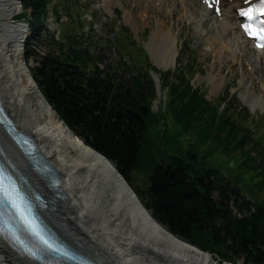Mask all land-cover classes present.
Segmentation results:
<instances>
[{
  "label": "trees",
  "instance_id": "obj_1",
  "mask_svg": "<svg viewBox=\"0 0 264 264\" xmlns=\"http://www.w3.org/2000/svg\"><path fill=\"white\" fill-rule=\"evenodd\" d=\"M51 2L23 1L18 19L30 22L37 39ZM71 26L63 27L66 43H55L32 70L59 119L116 166L171 233L221 263L264 264V140L250 114L236 98L211 103L194 89V65L160 73L168 103L166 112L155 114L147 55L128 47V77L126 70H102L103 56L79 42ZM35 56L27 45L26 60ZM170 116L174 129L162 131L161 121ZM231 161L236 166L229 170Z\"/></svg>",
  "mask_w": 264,
  "mask_h": 264
},
{
  "label": "bare ground",
  "instance_id": "obj_2",
  "mask_svg": "<svg viewBox=\"0 0 264 264\" xmlns=\"http://www.w3.org/2000/svg\"><path fill=\"white\" fill-rule=\"evenodd\" d=\"M19 1L0 0V100L17 130L34 140L40 154L58 173V188L52 187L35 170L1 124L0 151L18 175L27 180L33 193L52 198L53 209L45 198L50 209L46 220L51 227L70 247L95 264H221L157 223L129 194L115 166L59 121L31 81L29 66L23 65L22 49L28 33L13 22L21 10ZM111 1L115 2L104 1L109 11ZM145 1L152 2L160 14L147 46L162 69L168 71L174 67L179 55L174 28L166 27L181 21L195 26L199 32H213L217 28L229 37L223 42V35L215 36L211 46L218 51L220 59L226 60V65H235L242 71V83L258 81L256 76H264V52L253 50L236 20V10L244 0H232V3L227 0L220 23L213 21L201 0ZM126 12L131 19L130 12ZM211 22L212 27L206 30L204 26ZM213 83L215 92L224 82ZM263 94L264 90L262 99ZM249 101L255 110L259 100ZM0 264L31 263L0 240Z\"/></svg>",
  "mask_w": 264,
  "mask_h": 264
},
{
  "label": "rangeland",
  "instance_id": "obj_3",
  "mask_svg": "<svg viewBox=\"0 0 264 264\" xmlns=\"http://www.w3.org/2000/svg\"><path fill=\"white\" fill-rule=\"evenodd\" d=\"M61 2H65L69 6L66 13H59L61 22L67 23V17H70L68 14L72 15V21H79V23L81 22L82 33L77 34L78 40L84 42L86 45L91 44L93 48H97L98 53L103 56V64L101 65L103 67H110L113 70H117L118 72H120V70H127L129 68V61L127 62V65L124 66V68H121L120 65L122 60H124L123 62L128 60V56H126L121 50L122 45L120 44L118 35V33L121 32V29L126 32L128 37H130L133 41H136L139 47L146 49L148 48L147 45L152 34L156 30V27L159 23L158 21H160V14L156 12L157 10L154 7V4L145 0H119L117 4L116 0L115 2L111 1L110 3L112 11H110L119 15V17L114 16L115 19L113 21L109 19V15H107L108 11L101 9L103 0H57L54 5L57 6L58 10H63V6L60 5ZM77 2H80V4ZM74 3H76V6L72 7ZM19 5L21 6L20 1ZM50 10H52V8H50ZM146 10L147 14L145 12ZM126 11L130 12L132 15L131 19L127 18L128 13ZM21 12L22 9L17 13V15H15L14 18L19 16ZM52 15V13L49 14L46 28L53 36L59 33V28L55 20L57 17L55 18ZM214 20L215 19H213V21ZM171 23L170 25L168 24L169 26L166 28H174L173 37H178L179 55L177 57L178 61L176 62L175 66L168 71H175L187 63L191 64L192 59L195 57L197 59L196 61L198 62V68H200L199 64L201 65L202 73L196 76L192 84L195 88L202 89V91L206 93V97L209 101L214 102L223 94L231 93L239 99L242 106L247 108L254 118L257 119V116H263V74L260 77L256 76L258 81L253 80L251 81L252 83H242V71H240L235 65H226V60L220 59L218 56V51L212 49L211 42L213 38L215 39V36L223 35V42H227L229 37H227L226 34L221 33L217 28H215L213 32L203 33L197 31L195 26L187 25L185 22L180 21V23L178 22L177 24L174 22ZM212 24L213 22L207 23L204 28L207 30L212 27ZM54 38L59 42L62 41L61 37L57 38L56 36ZM124 39L128 40L127 38ZM51 51L52 44L49 37L42 39L40 43L37 42V56L35 59L30 60L27 63L29 68H35L38 65L40 57L51 53ZM151 55L150 59L152 64H156V66H158L157 63L159 62L154 59L153 55ZM181 60L182 62L180 63ZM258 61L260 60L258 59ZM127 71L122 74L124 78L129 76ZM252 77H254V75ZM218 80H222L224 83L218 90L213 92V82ZM161 97L164 99V96L161 95ZM162 99H158L161 102L160 106L163 104ZM248 100H259V105L255 109L256 111L251 108ZM155 110L157 111V107ZM261 125H264V120L262 121ZM46 184L48 185L47 182ZM48 197L49 198H45L51 202L53 209L54 201L52 198H50V196ZM215 262L219 263L217 261ZM239 264L244 263L241 261Z\"/></svg>",
  "mask_w": 264,
  "mask_h": 264
},
{
  "label": "water",
  "instance_id": "obj_4",
  "mask_svg": "<svg viewBox=\"0 0 264 264\" xmlns=\"http://www.w3.org/2000/svg\"><path fill=\"white\" fill-rule=\"evenodd\" d=\"M24 65V63H23ZM25 66V65H24ZM36 89L38 90V88L36 87ZM39 92V90H38ZM40 93V92H39ZM117 175L119 176V178L121 179L122 183L124 184V186L126 187L127 191L129 192V194L132 196L133 199H135V201L137 202V204L143 209L142 205L140 204L139 200L137 199V197L135 196V194L133 193L132 189L129 187V185L127 184V182L123 179V177L119 174V172L117 170H115ZM41 175L50 183H52V179L49 175H47L44 172H41ZM53 185V184H52ZM207 255H209L212 258V255H210L209 253H207ZM213 259V258H212Z\"/></svg>",
  "mask_w": 264,
  "mask_h": 264
}]
</instances>
